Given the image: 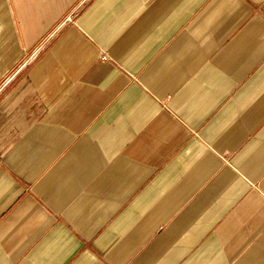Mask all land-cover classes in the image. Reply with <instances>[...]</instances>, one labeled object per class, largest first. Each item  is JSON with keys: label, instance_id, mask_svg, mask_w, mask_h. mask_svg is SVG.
<instances>
[{"label": "crops", "instance_id": "1", "mask_svg": "<svg viewBox=\"0 0 264 264\" xmlns=\"http://www.w3.org/2000/svg\"><path fill=\"white\" fill-rule=\"evenodd\" d=\"M0 264H264V0H0Z\"/></svg>", "mask_w": 264, "mask_h": 264}]
</instances>
